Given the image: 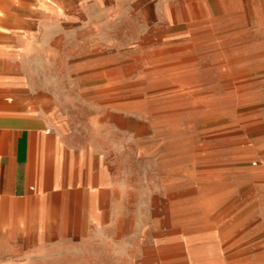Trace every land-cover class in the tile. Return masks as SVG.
<instances>
[{"label": "rangeland", "instance_id": "rangeland-1", "mask_svg": "<svg viewBox=\"0 0 264 264\" xmlns=\"http://www.w3.org/2000/svg\"><path fill=\"white\" fill-rule=\"evenodd\" d=\"M85 8L108 24L87 49L97 79L71 82L82 104L70 120L115 157L118 212L133 219L120 252L136 264H264V0Z\"/></svg>", "mask_w": 264, "mask_h": 264}, {"label": "crops", "instance_id": "crops-1", "mask_svg": "<svg viewBox=\"0 0 264 264\" xmlns=\"http://www.w3.org/2000/svg\"><path fill=\"white\" fill-rule=\"evenodd\" d=\"M68 1L0 0V264H136L115 157L70 120L108 15Z\"/></svg>", "mask_w": 264, "mask_h": 264}]
</instances>
